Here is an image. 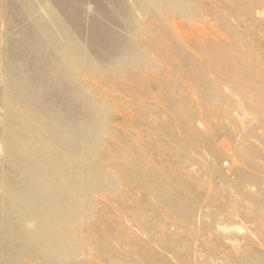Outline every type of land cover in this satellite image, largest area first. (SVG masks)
<instances>
[{"label":"rangeland","instance_id":"1","mask_svg":"<svg viewBox=\"0 0 264 264\" xmlns=\"http://www.w3.org/2000/svg\"><path fill=\"white\" fill-rule=\"evenodd\" d=\"M0 264H264V0H0Z\"/></svg>","mask_w":264,"mask_h":264},{"label":"bare ground","instance_id":"2","mask_svg":"<svg viewBox=\"0 0 264 264\" xmlns=\"http://www.w3.org/2000/svg\"><path fill=\"white\" fill-rule=\"evenodd\" d=\"M193 41H194V40H193ZM165 62H166V61H165ZM170 63H171V62H170ZM170 63H169V64H170ZM160 71H161V70H160Z\"/></svg>","mask_w":264,"mask_h":264}]
</instances>
